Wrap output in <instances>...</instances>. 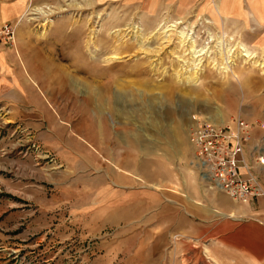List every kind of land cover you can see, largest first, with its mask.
<instances>
[{
  "label": "rangeland",
  "instance_id": "obj_1",
  "mask_svg": "<svg viewBox=\"0 0 264 264\" xmlns=\"http://www.w3.org/2000/svg\"><path fill=\"white\" fill-rule=\"evenodd\" d=\"M237 116L264 151V0H30L0 17V264H259L170 228L198 171L189 128Z\"/></svg>",
  "mask_w": 264,
  "mask_h": 264
},
{
  "label": "crops",
  "instance_id": "obj_2",
  "mask_svg": "<svg viewBox=\"0 0 264 264\" xmlns=\"http://www.w3.org/2000/svg\"><path fill=\"white\" fill-rule=\"evenodd\" d=\"M29 1L14 0L9 5L0 4V17L20 14ZM3 11L9 15H3ZM11 77L15 85H11L10 80L11 89L8 92L4 91L3 94L12 98L13 102L20 101L21 95H18V91L21 93L20 88L22 89L21 85L24 81H18L12 75ZM15 91L17 94H14ZM260 131L258 127H252L244 155L258 177L264 193V151L260 147L263 144ZM259 156L262 159L261 163L256 161ZM186 184L190 185L191 191L188 192L187 200L182 205L183 215L178 209V213L173 216L171 231H181L189 237L197 235L199 237L201 234H197V229H202L205 235H218L219 240L235 245L237 251L241 253L258 255L259 264H264V194L246 204L237 203L223 191L208 187L207 182L201 178L199 169L196 173H190V181L188 180ZM229 221L232 223L231 233L228 231Z\"/></svg>",
  "mask_w": 264,
  "mask_h": 264
},
{
  "label": "built area",
  "instance_id": "obj_3",
  "mask_svg": "<svg viewBox=\"0 0 264 264\" xmlns=\"http://www.w3.org/2000/svg\"><path fill=\"white\" fill-rule=\"evenodd\" d=\"M252 127L250 121L237 116L230 123L200 120L189 128L192 159L201 178L240 204L264 194L244 155ZM256 161L262 162L260 156Z\"/></svg>",
  "mask_w": 264,
  "mask_h": 264
},
{
  "label": "bare ground",
  "instance_id": "obj_4",
  "mask_svg": "<svg viewBox=\"0 0 264 264\" xmlns=\"http://www.w3.org/2000/svg\"><path fill=\"white\" fill-rule=\"evenodd\" d=\"M140 39V38H139ZM103 40V41H102ZM101 41L102 42H104V39H102ZM105 41H106V39H105ZM140 41V40H139ZM107 42V41H106ZM117 49V48H116ZM118 50H120V49H118ZM121 51V50H120ZM191 78H192V76L191 75H189V76H187L186 77V81H190L191 80ZM217 116L219 117L220 116V114H219V112L217 111ZM211 121L212 122H216V123H222V120L221 119H219L218 121H216L215 119H211Z\"/></svg>",
  "mask_w": 264,
  "mask_h": 264
}]
</instances>
